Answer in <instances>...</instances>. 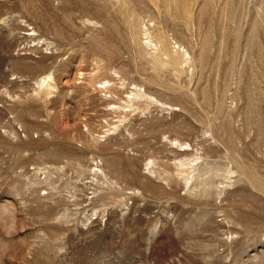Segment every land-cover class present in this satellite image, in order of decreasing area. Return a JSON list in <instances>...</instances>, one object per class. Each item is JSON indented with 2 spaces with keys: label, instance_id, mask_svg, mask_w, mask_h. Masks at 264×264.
I'll use <instances>...</instances> for the list:
<instances>
[{
  "label": "rangeland",
  "instance_id": "rangeland-1",
  "mask_svg": "<svg viewBox=\"0 0 264 264\" xmlns=\"http://www.w3.org/2000/svg\"><path fill=\"white\" fill-rule=\"evenodd\" d=\"M0 264H264V0H0Z\"/></svg>",
  "mask_w": 264,
  "mask_h": 264
}]
</instances>
